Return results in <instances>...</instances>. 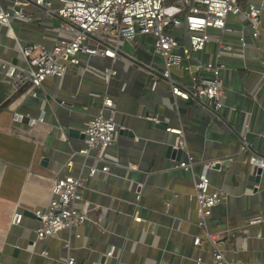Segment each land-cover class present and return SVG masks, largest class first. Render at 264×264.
Instances as JSON below:
<instances>
[{"label":"crops","instance_id":"obj_1","mask_svg":"<svg viewBox=\"0 0 264 264\" xmlns=\"http://www.w3.org/2000/svg\"><path fill=\"white\" fill-rule=\"evenodd\" d=\"M12 23L18 39L6 36L7 28H2L1 41L8 48L0 49V55L15 61L18 44L37 41L42 32L38 23ZM171 32L187 44L183 30ZM210 33L213 38L203 50L183 59L181 67H172L170 75L174 84L189 89L192 74L182 66L197 72L198 63H220L224 104L219 110L175 97L166 79L159 78L151 88V73L163 69V59L153 51V38L144 34L120 40L113 62L82 56L63 76L47 77L36 97L28 88L15 91L9 80L0 78V264H66L67 256L75 264H196V257L208 264L215 249L233 264H264V166L256 190L246 191L247 176L258 166L249 158L264 159V14L256 40L240 14L228 16L226 30ZM241 34L245 46L240 45ZM105 66L116 73L104 76ZM104 96L112 99L111 107L103 105ZM100 110L106 116L113 111L118 130H131L133 136L117 132L104 150L75 154L85 141L80 134L85 121ZM13 111L32 118L43 111V120L28 125L24 117L16 122ZM161 122L165 128L158 126ZM68 128L80 133L69 137ZM244 141L247 147L241 150ZM169 143L183 148L180 161L192 158L190 169L171 166L177 159L165 156ZM69 158L72 174L85 175L92 165H107L108 170L98 171L85 185L88 220L37 240L38 220L28 212L48 204L53 181L68 173ZM204 164H212L207 171L210 189L225 198L199 226L193 193ZM16 211L22 218L13 225ZM136 213L141 222H134ZM254 217L262 220L250 223Z\"/></svg>","mask_w":264,"mask_h":264},{"label":"built area","instance_id":"obj_2","mask_svg":"<svg viewBox=\"0 0 264 264\" xmlns=\"http://www.w3.org/2000/svg\"><path fill=\"white\" fill-rule=\"evenodd\" d=\"M166 0H0V33L7 28L6 36L18 39L13 31V21L37 24L42 32L37 41L18 44L17 59H9L0 55V78L9 80L15 91L28 88L30 95L37 96V91L47 77H61L68 70L81 62L82 56H99L113 62L118 57L120 40L132 41L138 34L150 35L153 38V51L163 59V69L159 73H151L154 89L159 78L170 83V90L175 97L192 100L201 106L219 110L223 106L224 90L219 82L222 65L217 61L198 63L197 72L189 66H182L192 74L193 84L184 89L172 82L170 70L181 67L183 59L203 50L207 42L212 40L211 29L223 31L227 29V18L230 14L243 15L250 28V36L254 40L259 37L261 17L264 14V0H175L166 4ZM46 21V22H45ZM55 24V25H54ZM57 26V27H56ZM185 32L187 44L177 40L172 29ZM60 32L71 34L70 38L60 36ZM20 39V38H19ZM241 46L246 42L243 35L239 36ZM219 48H224L223 41L217 40ZM46 44H50L46 46ZM6 47L1 41L0 49ZM8 48V47H6ZM264 54V43L261 47ZM104 76L114 75L113 66H105ZM205 73L207 75H201ZM103 105L112 106V99L103 97ZM27 117V124L43 120V111L37 118L24 116L13 111L12 118L22 122ZM157 121L153 116L148 117ZM179 134L181 130L166 128ZM85 141L75 154L85 155L92 149H105L117 137L118 127L113 119V111L106 116L102 110L85 121L83 126ZM244 141L241 150L246 149ZM192 158L173 161L172 167L188 170ZM250 163L264 166V159L251 156ZM73 159L65 163L66 174L56 177L50 187V200L45 207L33 211L38 220L35 237L42 240L56 236L61 230H72L88 220L87 202L83 190L88 180L98 171L106 172L107 165L101 168L90 166L85 175L72 174ZM212 164H204L203 171L194 182L193 197L197 203L198 225L204 226L212 208L225 198V194L217 189H210L207 171ZM136 200L140 192H136ZM22 213L14 212L11 218L13 225H18ZM134 222H141L142 217L136 213ZM261 217L250 219L257 223ZM208 237L215 243L211 234ZM199 237L193 244H198ZM68 248L69 243L63 244ZM46 249L41 254H46ZM113 250L103 253V258ZM195 263L200 264L201 258L196 257ZM66 264H75L72 256H67ZM160 264H171L162 261ZM208 264H233L226 259L219 249H215Z\"/></svg>","mask_w":264,"mask_h":264},{"label":"water","instance_id":"obj_3","mask_svg":"<svg viewBox=\"0 0 264 264\" xmlns=\"http://www.w3.org/2000/svg\"><path fill=\"white\" fill-rule=\"evenodd\" d=\"M156 123H159V122H156ZM158 126L162 127V128H165V124L164 123H160L158 124ZM118 132H123V133H126L127 135H130L131 137L133 136V133L131 132V130H128V129H119ZM79 132V130H76L74 128H68L67 130V136L69 137H72V136H76ZM81 134V137H85L83 133H80ZM183 151V148L180 147V146H177L175 144H167L166 146V150H165V156L166 157H173V158H176L177 160L176 161H180V156H181V153ZM219 164L216 163L215 164V167H218ZM261 172H262V168L259 167V166H256L255 167V170L250 173L248 176H247V184H246V191H255L256 190V184L259 183L260 181V177H261ZM30 215H33L32 212H28Z\"/></svg>","mask_w":264,"mask_h":264},{"label":"rangeland","instance_id":"obj_4","mask_svg":"<svg viewBox=\"0 0 264 264\" xmlns=\"http://www.w3.org/2000/svg\"><path fill=\"white\" fill-rule=\"evenodd\" d=\"M172 2H175V0H166V4H169V3H172ZM5 28L2 29V31H4ZM60 36H63V37H66V38H70L71 37V34L69 33H64V32H60ZM50 44H46V46H49ZM16 60V59H15Z\"/></svg>","mask_w":264,"mask_h":264}]
</instances>
